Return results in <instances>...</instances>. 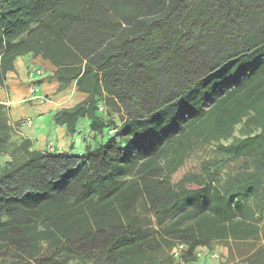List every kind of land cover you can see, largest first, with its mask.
I'll use <instances>...</instances> for the list:
<instances>
[{
  "label": "trees",
  "instance_id": "16d2710c",
  "mask_svg": "<svg viewBox=\"0 0 264 264\" xmlns=\"http://www.w3.org/2000/svg\"><path fill=\"white\" fill-rule=\"evenodd\" d=\"M30 51L57 66L60 90L89 93L57 123L74 132L88 117L106 139L75 155L23 138L0 166V262L172 264L177 242L188 260L264 239V0H0V85ZM199 143L252 164L223 183L200 167L173 182ZM248 261L264 264V245Z\"/></svg>",
  "mask_w": 264,
  "mask_h": 264
},
{
  "label": "crops",
  "instance_id": "0c3cea01",
  "mask_svg": "<svg viewBox=\"0 0 264 264\" xmlns=\"http://www.w3.org/2000/svg\"><path fill=\"white\" fill-rule=\"evenodd\" d=\"M119 22L122 23L123 28H126L125 22L122 20ZM14 65L15 69L8 71L6 75L5 86L0 85V104L6 106L9 123L13 126L17 125L21 130V135L31 140L33 149L45 151L48 141H53L55 137L57 138V143H55L61 146L62 150L70 154L81 155L86 152L87 147L95 149L105 141L104 135L91 130V120L88 117L79 118L74 132H68L66 125L59 124L55 120L56 112L64 108H72L89 96V93L78 89L76 80L60 90V83L55 77L57 66L50 59L41 54H34L32 51L18 56ZM34 67L44 69L45 73L32 82L28 80L27 72ZM36 87H38L37 91ZM32 96H34L33 99H31ZM100 103L105 105L107 112L108 108L114 105V103L107 105L102 98L99 99ZM119 112L123 115L120 110ZM109 117L116 121L111 114ZM27 119H31L32 124L22 126L24 124L22 122ZM123 122L124 115L117 124L121 125ZM119 141L123 142V139L120 138ZM78 143L82 147V152L72 153ZM261 224H264V215ZM248 242H253L255 245L253 244L251 251L244 256L247 258L243 264H250L248 257L257 246L264 245V239L258 241L251 239L242 243ZM231 245H233L232 242L226 244L225 248L221 247L223 252H220L224 254L226 260H228L230 250H233Z\"/></svg>",
  "mask_w": 264,
  "mask_h": 264
},
{
  "label": "rangeland",
  "instance_id": "374dc122",
  "mask_svg": "<svg viewBox=\"0 0 264 264\" xmlns=\"http://www.w3.org/2000/svg\"><path fill=\"white\" fill-rule=\"evenodd\" d=\"M37 78H39V76L35 77L34 79L28 77V80L34 82L33 80H36ZM108 112L109 114L112 115L114 119H116L118 123L119 121H121L123 115L119 112L116 106L112 105L110 108H108ZM6 113L8 115L7 110ZM22 123H24L22 126L29 125L27 121ZM10 126L12 128V130L9 133L10 140L8 141V143H6V145L0 143L1 167L6 166L9 162H12L13 159L16 161L22 157V154L18 150V147L24 137L21 135L20 133L21 130H19L17 125L13 126L10 124ZM236 134H238V131L236 132ZM53 141L54 143L55 142L57 143V138L54 137ZM59 147L63 149L61 146ZM80 152H82V147L78 143L76 145L75 150L72 153H80ZM251 164L252 162L250 160H245L243 158L235 159V160L229 159L227 156L221 154L217 150L215 143H199L195 148V150L190 155L187 165L173 175V182H177L190 168L200 167L204 171H208V170L216 171L220 183H223L233 175L238 176L245 174L247 168ZM250 170H252V168ZM253 244H254L253 242L238 243V244L233 243V245H231V248L233 247V250L232 249L230 250L231 252L228 255V260H226V264H243L247 258L244 256L251 251ZM225 246L226 244L224 243H215L213 245L214 249L219 250L221 252H223L221 247L225 248ZM0 264H14V263H12V261L9 260V261L0 262ZM70 264H81V263L73 260L70 262Z\"/></svg>",
  "mask_w": 264,
  "mask_h": 264
},
{
  "label": "built area",
  "instance_id": "2783aa9c",
  "mask_svg": "<svg viewBox=\"0 0 264 264\" xmlns=\"http://www.w3.org/2000/svg\"><path fill=\"white\" fill-rule=\"evenodd\" d=\"M44 73V69L34 67L28 70L27 75L29 78L34 79L37 76H39L40 78ZM35 90L37 91L38 87H36ZM33 98L34 96L31 97V99ZM98 110L99 114H107V108L103 103L99 104ZM26 121L29 125L32 123L30 119H27ZM116 131V129L111 128L108 130V134L113 135L116 133ZM46 150L52 153L63 152V150L59 146H57L54 141L51 140L48 141ZM188 252L189 246L187 244H185L184 242H177L170 252L172 258L174 259V262L172 264H226L224 255L216 249L209 250L208 248H201L200 250L195 251L192 259L186 260L183 256Z\"/></svg>",
  "mask_w": 264,
  "mask_h": 264
}]
</instances>
